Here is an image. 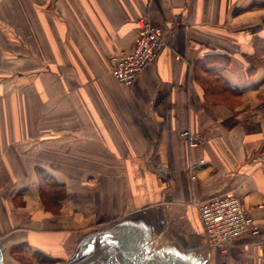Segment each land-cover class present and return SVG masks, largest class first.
I'll return each instance as SVG.
<instances>
[{
    "label": "crops",
    "instance_id": "crops-1",
    "mask_svg": "<svg viewBox=\"0 0 264 264\" xmlns=\"http://www.w3.org/2000/svg\"><path fill=\"white\" fill-rule=\"evenodd\" d=\"M260 1L0 0L8 48L0 71L10 74L0 84L14 86L16 99L8 152L15 191L0 188L4 264H66L84 236L123 220L202 264H264V71L248 77L243 60L264 36V9L246 10ZM143 16L173 39L125 86L111 59L133 52ZM244 29L253 35L241 51ZM211 54L229 60L222 78L240 91L236 103L208 101L199 74L223 66L220 58L207 65ZM182 131L201 134L198 149ZM41 172L65 187L64 201L48 202L56 210L42 197ZM228 194L260 233L225 257L195 203Z\"/></svg>",
    "mask_w": 264,
    "mask_h": 264
},
{
    "label": "built area",
    "instance_id": "built-area-1",
    "mask_svg": "<svg viewBox=\"0 0 264 264\" xmlns=\"http://www.w3.org/2000/svg\"><path fill=\"white\" fill-rule=\"evenodd\" d=\"M178 21L176 19L175 25ZM139 29L140 35L133 52L111 59L113 77L126 86H132L146 66L157 61L173 39V33L166 36L165 28L147 17L139 21ZM180 136L193 149L201 145V134L183 131ZM195 205L208 241L217 246L223 255H228L229 250L241 239L256 237L260 233L254 217L235 195H220L198 201Z\"/></svg>",
    "mask_w": 264,
    "mask_h": 264
},
{
    "label": "water",
    "instance_id": "water-1",
    "mask_svg": "<svg viewBox=\"0 0 264 264\" xmlns=\"http://www.w3.org/2000/svg\"><path fill=\"white\" fill-rule=\"evenodd\" d=\"M4 251L0 245V264ZM66 264H202V260L170 246H156L145 224L123 220L84 236Z\"/></svg>",
    "mask_w": 264,
    "mask_h": 264
},
{
    "label": "trees",
    "instance_id": "trees-1",
    "mask_svg": "<svg viewBox=\"0 0 264 264\" xmlns=\"http://www.w3.org/2000/svg\"><path fill=\"white\" fill-rule=\"evenodd\" d=\"M258 9H264V4L253 2L246 10L253 11ZM246 10H238V12H235V14H242ZM251 49L252 52L243 55V60L247 66L248 77L256 76L259 70L264 71V36H256L253 40ZM219 58L220 61H222L223 66L220 68H205L203 74H199L198 79L202 82L201 85L203 86L209 102L216 105H231L233 98L236 99L239 97L240 91L229 87V85H227V83L222 78L223 70L230 66L229 60L225 56L211 54L207 56L206 63L207 65H211L213 61L219 60ZM41 175L43 176L44 181L41 194L47 204V207L49 208L48 202H51V200L53 201V199L58 201L62 199L64 201L66 199L65 187L58 184L51 175L44 172H41ZM46 185L48 186V189L46 188ZM48 193L50 194L48 195Z\"/></svg>",
    "mask_w": 264,
    "mask_h": 264
},
{
    "label": "rangeland",
    "instance_id": "rangeland-1",
    "mask_svg": "<svg viewBox=\"0 0 264 264\" xmlns=\"http://www.w3.org/2000/svg\"><path fill=\"white\" fill-rule=\"evenodd\" d=\"M259 3L264 4V1L261 0ZM143 17L146 18L147 16H143ZM151 21L154 22L152 19ZM178 23L179 21L177 22V24ZM257 27H259V25H257L256 28ZM244 30L245 31L241 30V34L239 36V44H240L241 51H242V48H248V46L250 45V42L248 43L247 38L250 37V40H252L251 37L253 35L252 32L247 31L248 29H244ZM5 32L6 31L3 29L0 30V34L5 33ZM259 32L260 30L258 29L255 30L256 35ZM248 33H250L249 37H247ZM227 35L228 36H224V37L230 40V34H227ZM5 40H7V36L3 37L0 35V42H1L0 44L2 45V47H5V48H1V52H0V55L3 57L6 56L5 53L8 50V48H6L7 42ZM245 51H247V49H245ZM8 72L9 71L6 68L2 69L0 71V77H9L10 74ZM4 83L0 84V188L3 189L1 191V194L4 192V194L7 196V195H10L8 193L12 194L15 191L13 188V181L9 180V175H14V170L13 169L11 170L12 166H11V163L9 162L10 160L8 161V152L10 153L11 151V149H9V146L11 144V141L14 139L13 138L14 135L12 132L13 131V118L11 117L12 112L10 111L14 108V105H15L14 100L16 99L14 98L13 94H10L11 89H13L14 86H10L9 84H4ZM235 101L236 100H232V103ZM239 103H241V101H239ZM20 142L22 144L23 140H21ZM42 184H44V182H42ZM49 194L50 193H48V195ZM48 206H50V204H48ZM50 207L56 210L55 207L53 206H50ZM21 254L22 253H20V255ZM224 256L226 257L228 255H224ZM22 263L28 264V262H25V261H23Z\"/></svg>",
    "mask_w": 264,
    "mask_h": 264
}]
</instances>
